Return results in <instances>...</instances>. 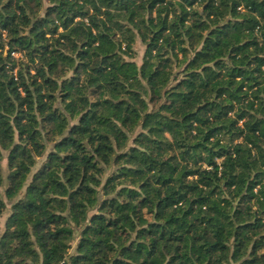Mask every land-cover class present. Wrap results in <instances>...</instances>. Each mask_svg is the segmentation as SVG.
I'll return each mask as SVG.
<instances>
[{
    "label": "trees",
    "instance_id": "trees-1",
    "mask_svg": "<svg viewBox=\"0 0 264 264\" xmlns=\"http://www.w3.org/2000/svg\"><path fill=\"white\" fill-rule=\"evenodd\" d=\"M7 204L0 264H264V0H0Z\"/></svg>",
    "mask_w": 264,
    "mask_h": 264
},
{
    "label": "rangeland",
    "instance_id": "rangeland-1",
    "mask_svg": "<svg viewBox=\"0 0 264 264\" xmlns=\"http://www.w3.org/2000/svg\"><path fill=\"white\" fill-rule=\"evenodd\" d=\"M135 49H136V53H137L136 62L138 64H141L143 56H144V52H145V46L140 42V40H138V42L135 46ZM44 159H45V157L39 160L37 168H39L41 166ZM3 170H4V186L1 189L2 196L4 195V191L8 185L6 161H4V163H3ZM7 205L8 206H7L6 211L4 212L3 216L0 217V235L2 234V232L4 230V223H5L4 220L7 217L6 214L10 211V204H7ZM74 247H75V244L73 245L72 253H73Z\"/></svg>",
    "mask_w": 264,
    "mask_h": 264
},
{
    "label": "built area",
    "instance_id": "built-area-1",
    "mask_svg": "<svg viewBox=\"0 0 264 264\" xmlns=\"http://www.w3.org/2000/svg\"><path fill=\"white\" fill-rule=\"evenodd\" d=\"M12 55L14 57H16V58H21L22 57V55L20 53H13Z\"/></svg>",
    "mask_w": 264,
    "mask_h": 264
},
{
    "label": "crops",
    "instance_id": "crops-1",
    "mask_svg": "<svg viewBox=\"0 0 264 264\" xmlns=\"http://www.w3.org/2000/svg\"><path fill=\"white\" fill-rule=\"evenodd\" d=\"M8 214H9V213L6 214L7 217H8ZM7 217H6V218H7ZM6 218H5V220H6ZM5 220H4V222H5ZM2 233H3V232H2Z\"/></svg>",
    "mask_w": 264,
    "mask_h": 264
}]
</instances>
